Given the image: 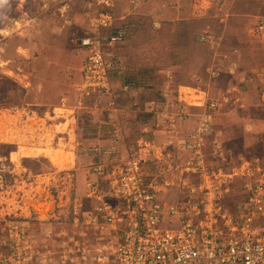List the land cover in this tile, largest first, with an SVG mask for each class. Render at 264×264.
I'll return each instance as SVG.
<instances>
[{"label":"rangeland","instance_id":"rangeland-1","mask_svg":"<svg viewBox=\"0 0 264 264\" xmlns=\"http://www.w3.org/2000/svg\"><path fill=\"white\" fill-rule=\"evenodd\" d=\"M111 2L126 38L105 47L108 95L78 90L94 0H0V264H109L99 209L123 202L110 184L143 143L160 154L143 167L160 202L233 171L223 196L232 214L254 182L244 170L264 169V128L239 119V102L249 123L264 119V65L248 62L264 56V0ZM114 105L127 132L98 133ZM155 131L165 138L143 136Z\"/></svg>","mask_w":264,"mask_h":264},{"label":"built area","instance_id":"built-area-1","mask_svg":"<svg viewBox=\"0 0 264 264\" xmlns=\"http://www.w3.org/2000/svg\"><path fill=\"white\" fill-rule=\"evenodd\" d=\"M94 1L100 8L90 22L91 34L81 39L80 46L87 54L84 80L78 90L110 95L111 63L105 47L124 42L126 34L122 27H115L110 13L112 0ZM255 27L263 30L264 19ZM262 81L264 84V76ZM156 151L143 143L124 162L109 192L123 202L112 207L103 202L99 209L112 238L111 244L104 246L110 252L109 264H264V169L244 170L246 176H255L254 182L244 185L248 197L230 214L223 196L231 179L238 175L233 171H219L217 176L211 171V177L204 178L197 189L183 191L184 197H177L173 203L158 201L156 194L161 188L143 169L148 162L159 160ZM198 193L201 196L196 198ZM164 216L168 223L175 219L176 227L158 228Z\"/></svg>","mask_w":264,"mask_h":264},{"label":"crops","instance_id":"crops-1","mask_svg":"<svg viewBox=\"0 0 264 264\" xmlns=\"http://www.w3.org/2000/svg\"><path fill=\"white\" fill-rule=\"evenodd\" d=\"M263 35H264V33L262 34V35H260V36H262V38H258V39H261V40H259V41H257L256 39H255V41H256V43H257V49L259 50H261V52H263L264 53V42H263V40H264V38H263ZM254 41V40H253ZM260 52H258L257 54H259ZM241 57V56H240ZM239 57V65H240V68L241 67H246V61H245V57H241L240 58ZM262 58H264V56L263 57H259V56H255L254 57V55H253V58H251V59H249V63H251V61L252 62H254V63H257V65H258V67L260 66V65H264V59H262ZM242 60V62H241V60ZM253 68V67H252ZM251 71H253V69L251 70ZM262 77L264 76V72L262 71ZM261 76H260V78H262ZM260 81H262L261 79H260ZM264 86V84H261V89H260V91L263 89L262 87ZM263 91V90H262ZM131 102H133V101H131ZM108 105H110V104H108ZM245 105H247V104H245ZM244 105L242 104V103H240L239 102V112H240V114L241 115H239V119L240 120H242V122H241V124H242V129H243V127H244V129H253V130H256V131H258L257 129H261V128H264V119L262 120V125H259V124H255V122H248L249 120H247L246 119V113L244 112V114H242V108L241 107H243ZM108 107V106H107ZM127 107H128V105H127ZM108 109H110L109 110V113H108V120H107V122H105V123H107V125H109V126H99L98 124H95V127H97V132L98 133H101V131H110V133H114V134H124L125 132H127V128H126V126H125V121L124 120H122V118H121V112H119L118 111V109H117V107L114 105L112 108L109 106L108 107ZM250 112H252V110L250 111L249 110V113ZM124 113V112H123ZM125 115V114H124ZM247 118H250L249 116L247 117ZM152 120H153V118H152ZM104 121V120H103ZM130 121V120H129ZM130 122H133V121H130ZM248 122V123H247ZM140 124V123H139ZM146 123H141L140 124V126H142L140 129H141V132L143 133H146V132H148V130L149 131H151L152 130V128H148V127H146ZM155 127H157V125L155 126ZM94 128V127H93ZM100 128H103V129H100ZM108 131V132H109ZM157 133H158V131H155V132H153V134H142L143 136H151V137H154V138H158V139H163V138H165V136L164 135H161V136H158L157 135ZM101 134H104V133H101Z\"/></svg>","mask_w":264,"mask_h":264}]
</instances>
